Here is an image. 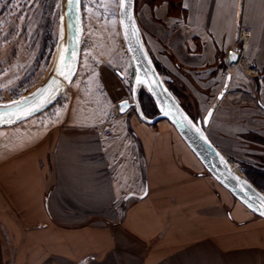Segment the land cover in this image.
<instances>
[{
	"label": "crops",
	"instance_id": "0c3cea01",
	"mask_svg": "<svg viewBox=\"0 0 264 264\" xmlns=\"http://www.w3.org/2000/svg\"><path fill=\"white\" fill-rule=\"evenodd\" d=\"M171 1L146 3L163 28L141 35L199 113L224 86L236 26L251 27L246 55L260 75L232 71L205 130L232 162L238 140L264 132V0H178L177 11ZM97 71L109 118L0 127V264H264V219L196 173L168 126L119 114L125 85Z\"/></svg>",
	"mask_w": 264,
	"mask_h": 264
},
{
	"label": "rangeland",
	"instance_id": "374dc122",
	"mask_svg": "<svg viewBox=\"0 0 264 264\" xmlns=\"http://www.w3.org/2000/svg\"><path fill=\"white\" fill-rule=\"evenodd\" d=\"M118 2L119 0H80V48L72 80L55 104L24 123L26 128L43 124L55 115L59 118L73 115L77 117L75 120L78 123H93L109 118L111 108L97 83V76L102 75L97 69L102 67L109 69L108 73L123 82L126 98L132 100L130 92L134 69L119 30ZM147 2L149 0H134V14L140 33L142 27L153 35L158 33L155 29L161 30L163 25L162 22L154 24L148 17ZM62 16L59 0H0V103L20 99L38 88L36 86L51 67L52 55L56 54L63 29ZM239 24L245 25L240 22ZM160 77L166 83L170 81L162 73ZM168 85L175 90L178 101L193 120L201 121L206 112L199 113L198 102L192 93H188L184 85H179L176 78L171 79ZM143 92L147 93L141 85L138 94ZM145 103L147 106L151 105L147 98ZM130 110V115L136 116L134 110ZM147 114L152 116L154 112L148 111ZM78 116L82 119H78ZM87 117L88 120H83ZM160 124L168 126L187 148L196 163V173L207 174L173 126L166 120H160L153 125ZM207 127L208 125L205 130ZM262 134L250 132L244 135L250 141L238 140L240 144L234 150L232 166L245 178L246 168L264 173V132ZM30 135L29 140L36 137L35 134ZM210 178L217 188L224 189L211 176ZM259 183L264 188V181ZM235 201L240 204L236 199Z\"/></svg>",
	"mask_w": 264,
	"mask_h": 264
},
{
	"label": "water",
	"instance_id": "95a60500",
	"mask_svg": "<svg viewBox=\"0 0 264 264\" xmlns=\"http://www.w3.org/2000/svg\"><path fill=\"white\" fill-rule=\"evenodd\" d=\"M59 5L63 14L65 40L60 37L50 74L33 92L20 99L0 103V127L19 123L47 109L61 97L72 80L80 48V0H59ZM117 18L120 34L134 69L130 92L132 100L118 102L119 114L133 109L137 118L145 124L153 125L160 120L169 122L206 173L252 214L264 219V193L232 166V163L210 142L205 132L215 104L225 92L230 76L226 75L220 94L202 120L194 121L168 89L154 66L135 20L134 0H119ZM117 74L122 78L119 72ZM141 85L156 108L157 113L151 118L143 114L138 100ZM122 104L124 111H121Z\"/></svg>",
	"mask_w": 264,
	"mask_h": 264
},
{
	"label": "built area",
	"instance_id": "2783aa9c",
	"mask_svg": "<svg viewBox=\"0 0 264 264\" xmlns=\"http://www.w3.org/2000/svg\"><path fill=\"white\" fill-rule=\"evenodd\" d=\"M251 28L238 24L232 44L221 58L223 69L226 75L232 71L240 69L251 78H258V70L250 63L246 55L247 40L250 36ZM235 56V59L232 57ZM251 73V74H250Z\"/></svg>",
	"mask_w": 264,
	"mask_h": 264
},
{
	"label": "trees",
	"instance_id": "16d2710c",
	"mask_svg": "<svg viewBox=\"0 0 264 264\" xmlns=\"http://www.w3.org/2000/svg\"><path fill=\"white\" fill-rule=\"evenodd\" d=\"M170 9H172V11H177L179 9V2L178 0H172L171 1V6H170ZM153 63H154V66L157 70V72L159 74L163 73V69L161 68V66L154 60H152ZM166 86L168 87V89L171 91V93L175 96V98L177 99V95H176V92L175 90L173 91V89H171L169 87V85L166 83ZM142 95V96H141ZM138 97H139V103H140V106H141V109H142V112L143 114L146 116V117H153L156 115V108H155V105L154 103L152 102V99L151 97L143 92L142 94H138ZM146 98L151 102V105L150 106H147V104L145 103L146 101ZM178 100V99H177ZM179 102V101H178ZM179 104L182 106V108L187 112V110L183 107V105L179 102ZM148 111H153L154 114L152 116H148ZM187 114L191 117V115L187 112ZM192 118V117H191ZM193 119V118H192ZM244 174L247 178V180L252 183L258 190H260L261 192L264 193V188L260 186V183L259 181H264V173L261 172V171H257V170H254L252 168H246L244 170Z\"/></svg>",
	"mask_w": 264,
	"mask_h": 264
},
{
	"label": "bare ground",
	"instance_id": "6f19581e",
	"mask_svg": "<svg viewBox=\"0 0 264 264\" xmlns=\"http://www.w3.org/2000/svg\"><path fill=\"white\" fill-rule=\"evenodd\" d=\"M134 16H135V14H134ZM62 18H63V16H62ZM135 20H136V18H135ZM62 29V28H61ZM65 34H63V29L61 30V32H60V37H63V40H65V36H64ZM54 58H55V53L52 55V58H51V67H50V69H49V71H48V73L44 76V78H42V80H41V82L36 86V87H39V86H41L46 80H47V78H48V76H49V74H50V70H51V68H52V64H53V61H54ZM65 93V91L63 92V94ZM59 99H57L56 101H58ZM55 101V102H56ZM55 102L53 103V104H55ZM52 104V105H53ZM51 105V106H52ZM50 106V107H51ZM50 107H48V108H50ZM47 108V109H48ZM47 109H45V110H43V111H46ZM43 111H41L40 113H42ZM40 113H38V114H40ZM38 114H36V115H38ZM36 115H33V116H36ZM29 118V117H28ZM20 123V122H19ZM17 124V123H16ZM14 125V124H13ZM12 126V125H11ZM166 126V125H165ZM174 136H176V134L174 133ZM176 138H177V136H176ZM178 139V138H177ZM183 145V144H182ZM184 146V145H183ZM185 147V146H184ZM187 150V149H186ZM188 152V151H187ZM188 154H190L189 152H188ZM189 156V155H188ZM188 158V157H187ZM190 160V159H189ZM221 190L224 192V193H226L227 194V192L224 190V189H222L221 188ZM239 206H241L242 208H243V206L241 205V204H238Z\"/></svg>",
	"mask_w": 264,
	"mask_h": 264
},
{
	"label": "snow or ice",
	"instance_id": "6c2138e0",
	"mask_svg": "<svg viewBox=\"0 0 264 264\" xmlns=\"http://www.w3.org/2000/svg\"><path fill=\"white\" fill-rule=\"evenodd\" d=\"M121 6L123 7V5H121ZM232 59H235V56H233ZM124 110H125V108H124V105L122 104L121 105V111H124Z\"/></svg>",
	"mask_w": 264,
	"mask_h": 264
}]
</instances>
